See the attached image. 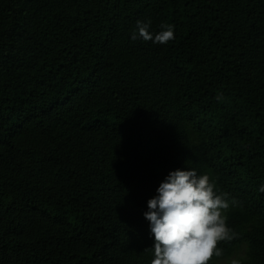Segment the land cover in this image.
I'll return each mask as SVG.
<instances>
[{
	"label": "trees",
	"instance_id": "16d2710c",
	"mask_svg": "<svg viewBox=\"0 0 264 264\" xmlns=\"http://www.w3.org/2000/svg\"><path fill=\"white\" fill-rule=\"evenodd\" d=\"M175 170L235 201L209 264H264V0H0V264H151Z\"/></svg>",
	"mask_w": 264,
	"mask_h": 264
},
{
	"label": "clouds",
	"instance_id": "9594fccd",
	"mask_svg": "<svg viewBox=\"0 0 264 264\" xmlns=\"http://www.w3.org/2000/svg\"><path fill=\"white\" fill-rule=\"evenodd\" d=\"M150 24L136 22L131 39L142 38L157 44L175 39L174 26L162 24V30L153 36ZM218 101L224 98L216 97ZM264 192V185L259 189ZM158 195L148 201L144 213L154 236V258L151 264H209L221 257V242H230L236 233L228 226L225 215L231 204L228 193L218 194L208 174L195 170L172 171L157 189ZM231 264H240L233 259Z\"/></svg>",
	"mask_w": 264,
	"mask_h": 264
},
{
	"label": "rangeland",
	"instance_id": "374dc122",
	"mask_svg": "<svg viewBox=\"0 0 264 264\" xmlns=\"http://www.w3.org/2000/svg\"><path fill=\"white\" fill-rule=\"evenodd\" d=\"M245 251H246L245 246H242L233 257H231L228 260L221 261L220 264H231V261L233 259L239 260L240 258L245 256Z\"/></svg>",
	"mask_w": 264,
	"mask_h": 264
}]
</instances>
